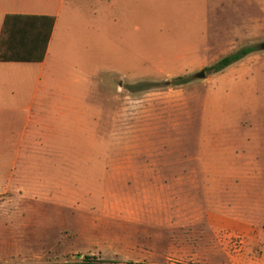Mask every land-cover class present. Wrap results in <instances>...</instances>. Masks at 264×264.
Wrapping results in <instances>:
<instances>
[{
    "label": "rangeland",
    "instance_id": "374dc122",
    "mask_svg": "<svg viewBox=\"0 0 264 264\" xmlns=\"http://www.w3.org/2000/svg\"><path fill=\"white\" fill-rule=\"evenodd\" d=\"M262 43L264 0H67L41 83L0 66L2 240L43 225L50 261L106 264L129 244L224 258L211 245L245 222L264 240Z\"/></svg>",
    "mask_w": 264,
    "mask_h": 264
},
{
    "label": "crops",
    "instance_id": "0c3cea01",
    "mask_svg": "<svg viewBox=\"0 0 264 264\" xmlns=\"http://www.w3.org/2000/svg\"><path fill=\"white\" fill-rule=\"evenodd\" d=\"M67 0H0V39L3 32L6 17L8 15H28V16H48L54 17L55 23L51 38L49 40L46 54L41 62H6L0 61V66L5 67H39V78H43L44 71L47 70L52 45L54 39L60 28V22L63 18V9ZM49 72V70H48ZM47 82V89L49 88ZM43 100V99H42ZM43 103V102H42ZM252 184V183H251ZM27 214L29 212H26ZM175 213V211H174ZM31 214L34 212L31 211ZM148 210L143 211V216L150 215ZM155 218L154 224L163 226L162 224L167 221L166 218H172V208L163 209L161 199L159 204L152 211ZM127 216L132 217L133 213L127 211ZM17 218V213L10 215V218ZM170 233L177 229V225L170 220L169 227H166ZM215 233H222L218 228L213 229ZM8 240H2L0 236V260L3 264H75L83 263L80 261H58L49 260L50 247L48 244L49 230L48 227L39 225H16L11 224L8 228ZM262 232L258 227L248 225L245 222L235 230H224V234H229V240L213 243L211 250L216 254H221L224 258L215 257H202V258H185L182 264H264V240H258L257 235ZM241 237L242 246L236 248L232 243V237ZM250 239V241H249ZM255 240V241H251ZM122 259L117 264H141L147 260H152L153 264H161L155 262L161 258L162 254L157 249L152 248H139L137 244H129L128 247L117 249ZM104 262V261H102ZM106 264V262H104Z\"/></svg>",
    "mask_w": 264,
    "mask_h": 264
},
{
    "label": "trees",
    "instance_id": "16d2710c",
    "mask_svg": "<svg viewBox=\"0 0 264 264\" xmlns=\"http://www.w3.org/2000/svg\"><path fill=\"white\" fill-rule=\"evenodd\" d=\"M54 23V17L8 15L0 39V61L41 62L45 57ZM256 50V47L241 49L224 57L207 70L214 74L220 73ZM75 264L105 263L88 258L83 263Z\"/></svg>",
    "mask_w": 264,
    "mask_h": 264
},
{
    "label": "water",
    "instance_id": "95a60500",
    "mask_svg": "<svg viewBox=\"0 0 264 264\" xmlns=\"http://www.w3.org/2000/svg\"><path fill=\"white\" fill-rule=\"evenodd\" d=\"M260 49H261V50H264V43H262V44L260 45ZM205 76H206L205 72H201V73H199V74L197 75V77H198V78H201V79L205 78Z\"/></svg>",
    "mask_w": 264,
    "mask_h": 264
},
{
    "label": "built area",
    "instance_id": "2783aa9c",
    "mask_svg": "<svg viewBox=\"0 0 264 264\" xmlns=\"http://www.w3.org/2000/svg\"><path fill=\"white\" fill-rule=\"evenodd\" d=\"M237 239H241V240H240V244H241V243H242V238H241V237H237Z\"/></svg>",
    "mask_w": 264,
    "mask_h": 264
}]
</instances>
